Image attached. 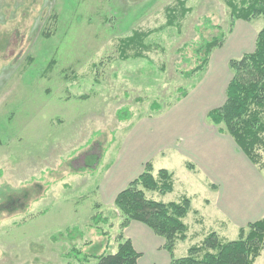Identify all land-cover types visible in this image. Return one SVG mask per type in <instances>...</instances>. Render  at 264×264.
<instances>
[{"label":"rangeland","instance_id":"obj_1","mask_svg":"<svg viewBox=\"0 0 264 264\" xmlns=\"http://www.w3.org/2000/svg\"><path fill=\"white\" fill-rule=\"evenodd\" d=\"M172 4L0 0V264H82L73 247L94 264L92 254L115 252L122 218L105 189L127 159L150 148L158 154L148 161L171 171L174 187L145 195L164 203L187 196L201 212L184 218L187 238L177 242L176 258L211 231L234 240L246 225L201 206L202 197L217 194L206 186L208 176L188 172L182 151L194 164L186 132L217 130L206 113L223 103L228 60L253 50L263 18L234 20L226 0H187L184 17L168 21ZM135 29L146 35L121 58L119 40ZM219 34L224 44L206 69L185 76L198 61L195 49ZM121 109L125 120L118 119ZM237 164L225 163L214 176L228 182L230 167L245 172ZM250 165L257 176H244L240 204L264 188V153L262 167ZM99 211L107 222L94 225ZM149 256L154 260L148 252L142 262ZM255 264H264V247Z\"/></svg>","mask_w":264,"mask_h":264},{"label":"trees","instance_id":"obj_2","mask_svg":"<svg viewBox=\"0 0 264 264\" xmlns=\"http://www.w3.org/2000/svg\"><path fill=\"white\" fill-rule=\"evenodd\" d=\"M186 1L174 0L172 6L165 7L168 21L175 19L178 14L184 17L189 11L185 7ZM226 3L234 20L250 21L255 17H262L263 25L257 32L253 50L228 60L231 78L225 87V99L220 106L208 110L206 117L218 127L219 133L228 134L246 158L260 168L264 153V0H226ZM54 17L56 19V15L52 16ZM43 34L44 37L49 35L47 31ZM144 35V32L135 29L130 36L120 39L121 58L128 56L126 53L130 47L137 48ZM224 41V34H219L196 48V66L184 72V75L204 71L212 51L220 48ZM140 53L135 52L134 56ZM51 64L47 67L52 66ZM124 110L118 111L119 120L129 117L128 114L123 115ZM185 166L193 169L189 162ZM173 187V173L163 168L154 172L153 165L147 161L143 171L120 190L113 200V205L122 218L115 252L92 254L94 264H137L141 253L123 233L124 228L132 221L144 224L155 235L162 237V248L169 254L168 264H255L264 247V217L240 226L234 240L211 231L199 243L190 245L184 256L176 258L174 250L177 242L187 238L188 226L183 220L191 209L190 199L185 196L178 201L164 203L145 195V191L165 195ZM94 207L98 209L99 204ZM91 219L94 225L107 222L101 211L96 212ZM71 251L75 261L89 263L88 254L81 257L82 251L76 247L71 248Z\"/></svg>","mask_w":264,"mask_h":264},{"label":"crops","instance_id":"obj_3","mask_svg":"<svg viewBox=\"0 0 264 264\" xmlns=\"http://www.w3.org/2000/svg\"><path fill=\"white\" fill-rule=\"evenodd\" d=\"M185 136L187 137V141L184 146H186V149L193 150L192 152L194 153V155H196L194 159L195 163L193 164L192 162H189V158L186 157L189 156V154L186 153L187 150L182 151V153L186 155V163L189 162L193 165L192 170L188 169L185 166L186 169L189 173H191V175H200L202 173L208 176L205 184L210 190L214 191L217 194V198L214 200L212 198L208 199L202 197L200 201L201 206L204 208L214 205L221 214L228 217L231 222L236 224H240L242 222H253L259 218H263L264 188L262 189V187L264 186V183L259 188V191L261 189L262 191L258 194L257 198L250 197V199L246 200L243 204H240L238 202L239 198L237 197L239 196V192L241 190H244V176H252V174H254V176L256 177L257 171L251 168V162L245 158V155H243L241 151H239V148L236 146L233 139L231 137L229 138L228 134L219 133L218 129H211V132L208 130H190L186 132ZM155 139L156 133H153V142L158 143L160 141H156ZM178 149L181 150L180 148ZM151 150L152 148H150L148 152L146 150H143L142 155L139 156L140 158L136 157L135 159H127L126 169L121 172H117V174L119 175V179L111 180L109 188L105 189L107 195L110 194L109 198H111V203L113 202L116 194L120 190H122L121 186L124 184H128L130 181L135 179L143 171L144 164L148 161V159H150L151 156H155L158 154L156 150V152H152ZM222 154L225 159L223 158ZM142 157H144L143 161ZM227 162H238V167L244 169L245 172H236L234 170V167L232 166L230 167L231 175L228 182H223L220 179H216L214 174L216 172H220V170L222 169L221 167ZM155 171L156 169H154V172ZM209 176L211 179L209 178ZM108 183L109 182H107L104 188L108 186ZM249 201L252 202L248 206H246ZM190 211H192V206ZM192 212H196V215L201 214L199 208L194 209ZM196 220H198V222L196 221L197 223H201L200 216ZM124 234H126L131 239L134 248L138 252H141V257L137 261V264L169 263V254L162 248V237L155 235L144 224L137 221H132L124 229ZM148 252H151V254L154 256V260H151V257L149 256L144 262H142L145 258V253L147 254Z\"/></svg>","mask_w":264,"mask_h":264}]
</instances>
